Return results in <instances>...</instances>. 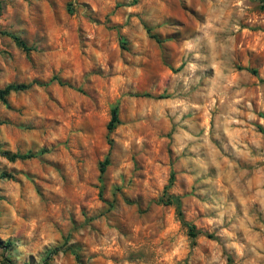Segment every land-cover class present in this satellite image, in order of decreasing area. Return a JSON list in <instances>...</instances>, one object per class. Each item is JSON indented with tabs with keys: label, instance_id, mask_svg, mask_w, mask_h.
<instances>
[{
	"label": "rangeland",
	"instance_id": "obj_1",
	"mask_svg": "<svg viewBox=\"0 0 264 264\" xmlns=\"http://www.w3.org/2000/svg\"><path fill=\"white\" fill-rule=\"evenodd\" d=\"M21 84L0 264H264V0H0V89Z\"/></svg>",
	"mask_w": 264,
	"mask_h": 264
},
{
	"label": "trees",
	"instance_id": "obj_2",
	"mask_svg": "<svg viewBox=\"0 0 264 264\" xmlns=\"http://www.w3.org/2000/svg\"><path fill=\"white\" fill-rule=\"evenodd\" d=\"M3 35H6L8 37H10L14 43L23 48V42L15 37V36H12L11 34L9 33H2ZM56 81L58 84H61V82L59 80H57L56 78H51V81ZM28 86L26 85H7L5 86L4 88L0 89V102L1 103H5V97L10 93V92H17V91H22V90H25ZM118 124V119H117V112H116V108L113 107L110 111V119H109V122L106 126L107 130L108 131H111L116 125ZM5 157L7 158V160L9 161H13L15 159H18V160H24V159H28L30 158L31 156L28 155V154H25V155H11V156H8L7 154H4ZM107 159L105 158L99 165V174L101 175L103 172H104V169L107 165ZM1 177H5L4 175H2ZM161 203L165 204V205H170V204H173L175 205L176 208L179 207V198L176 197V196H172V195H166V196H163V199L160 200ZM178 215H179V219H180V223L182 226H184L187 230V235L190 239H194L197 235V233L194 231V226H192L191 224H189L188 222L184 221L181 217V214L180 212H178ZM9 244H6L5 243V246H8ZM67 250H69L73 256H74V259L77 261L78 264H81L80 262V256H79V253H77L76 251L72 250L71 247H68ZM58 251H61V249L59 247H56V248H53L52 250L48 251L45 255V261H47L51 256L55 255ZM44 261V262H45Z\"/></svg>",
	"mask_w": 264,
	"mask_h": 264
}]
</instances>
